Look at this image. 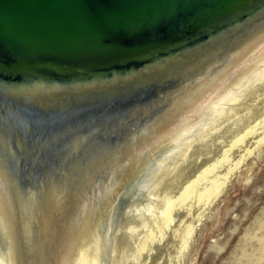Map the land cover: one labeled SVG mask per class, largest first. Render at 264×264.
<instances>
[{
	"label": "bare ground",
	"instance_id": "obj_1",
	"mask_svg": "<svg viewBox=\"0 0 264 264\" xmlns=\"http://www.w3.org/2000/svg\"><path fill=\"white\" fill-rule=\"evenodd\" d=\"M244 25L231 23L232 34L213 43L215 52L151 73L159 82L174 78L173 84L130 107L128 116L112 121L105 118L110 113L101 115L103 134L126 132L111 155H97L69 175L61 168L63 177L51 181V189L45 173L24 202L0 165V264H176L175 242L192 230V212L201 204L178 210L177 226L166 233L173 206L232 147L241 148L254 134L243 145L250 151L255 135L264 132V14ZM172 46L141 62L155 65ZM113 71L99 70L98 79ZM84 142L78 138L76 149ZM222 167L201 196L223 184L219 178L227 176L230 162ZM158 236L162 240L152 245Z\"/></svg>",
	"mask_w": 264,
	"mask_h": 264
},
{
	"label": "water",
	"instance_id": "obj_2",
	"mask_svg": "<svg viewBox=\"0 0 264 264\" xmlns=\"http://www.w3.org/2000/svg\"><path fill=\"white\" fill-rule=\"evenodd\" d=\"M263 14L264 0H0V165L10 186L24 202L45 173L51 189L61 168L69 175L114 153L126 132L103 134L102 119L128 116L173 84L153 73L215 52L231 23ZM169 46L155 65L141 62ZM101 69L115 71L98 79Z\"/></svg>",
	"mask_w": 264,
	"mask_h": 264
},
{
	"label": "rangeland",
	"instance_id": "obj_3",
	"mask_svg": "<svg viewBox=\"0 0 264 264\" xmlns=\"http://www.w3.org/2000/svg\"><path fill=\"white\" fill-rule=\"evenodd\" d=\"M251 136L254 137V134ZM247 139L242 141L241 148L232 147L226 158L194 183L186 196L173 206L172 211H175L171 212L167 220L166 233L177 226L178 210H191V206H196V201L201 204L199 209L192 212V230L175 242L172 262L264 264V132L261 130L257 137L255 135V142L250 151H246L247 146H243L249 144ZM238 150L241 154L234 153ZM229 162L231 170L224 179L219 178L223 184L219 185L213 194L201 196L209 187L214 186L210 183L211 180L220 173L221 177L225 171L221 172V168H224L222 166ZM183 221L185 220L182 217L179 224L184 223ZM154 238L152 245L162 240L161 236Z\"/></svg>",
	"mask_w": 264,
	"mask_h": 264
}]
</instances>
